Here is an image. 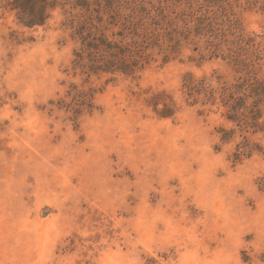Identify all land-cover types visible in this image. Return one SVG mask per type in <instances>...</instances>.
Instances as JSON below:
<instances>
[{
	"label": "rangeland",
	"instance_id": "obj_1",
	"mask_svg": "<svg viewBox=\"0 0 264 264\" xmlns=\"http://www.w3.org/2000/svg\"><path fill=\"white\" fill-rule=\"evenodd\" d=\"M4 1L0 264H264V134L234 162L206 94L264 80V0H102L108 37L160 36L133 77L74 67L71 0L33 28Z\"/></svg>",
	"mask_w": 264,
	"mask_h": 264
},
{
	"label": "trees",
	"instance_id": "obj_2",
	"mask_svg": "<svg viewBox=\"0 0 264 264\" xmlns=\"http://www.w3.org/2000/svg\"><path fill=\"white\" fill-rule=\"evenodd\" d=\"M102 0H71L70 9L79 10L77 21L70 20L69 27L73 29V35L79 42V48L74 52L73 65L75 68L84 70L89 75H123L133 77L140 69L145 58L143 44L151 40L157 42L160 36L150 34L133 35L130 43H124V37L116 34L120 41L105 35V29L101 26V18L91 15V7L95 14H100ZM105 7L118 12L119 1L106 0ZM113 5V6H112ZM57 6L56 0H11L4 1L3 8L14 13L17 23L25 28L42 27L47 22L51 11ZM130 14L126 22L133 23L135 9L126 8ZM138 12V11H137ZM116 16V15H115ZM140 37V39H139ZM133 38H136L135 41ZM138 42L137 40H141ZM159 41V40H158ZM211 105L218 100V104L224 110V119L234 129L219 130L220 141L228 143L233 140L235 129L239 132L242 141L236 146L233 155L234 162L241 158H247L253 151L260 149L251 145L247 134H264V80L255 77L238 79L231 86L223 85L219 92L209 90L206 93ZM217 94V98L215 97ZM259 190L264 192V177L258 180Z\"/></svg>",
	"mask_w": 264,
	"mask_h": 264
}]
</instances>
